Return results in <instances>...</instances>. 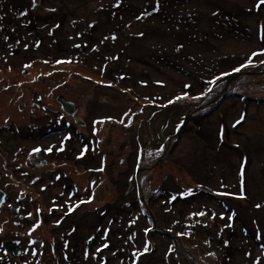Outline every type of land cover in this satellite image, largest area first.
Here are the masks:
<instances>
[{
  "label": "rangeland",
  "instance_id": "1",
  "mask_svg": "<svg viewBox=\"0 0 264 264\" xmlns=\"http://www.w3.org/2000/svg\"><path fill=\"white\" fill-rule=\"evenodd\" d=\"M210 1L213 7L209 3L207 6L206 0H158L157 10V0H120L118 8L114 6L117 0H35V3L20 0L23 9L12 13V19L4 8L0 9V28L8 24L13 35L7 45V34L0 32V123L18 128L25 125L29 129L42 116L30 110L34 107L35 95L46 104L56 105L57 111L64 97L71 100V116L77 110L74 120L83 127L74 126L90 142L82 159L76 154L85 152L75 142L51 157L53 165L44 172L57 169L58 175L75 189H62L58 183L35 197L41 205L35 202L28 215L32 238L22 239L24 254L10 264H133L132 253L143 252L146 238L153 245L158 242L154 255L153 250L145 253L146 264H218L226 247L235 246L238 239L237 244L242 243L239 234L233 238L227 236L237 231L239 222L248 215L247 200L237 198L239 195H247L252 201L253 210L245 225L259 237L245 236L246 251L239 250L238 262L256 264L259 261L260 264L264 260V78L260 77V70L264 68L260 61L264 56L253 57L258 68L249 66L234 72L252 57L249 56L252 51H264V41L260 39L264 6L257 11L258 0ZM36 5L43 8L34 10ZM26 7L32 14L39 15L40 11L41 16L45 12L51 16V25L39 29L43 32V41L29 34L26 21L19 20L21 13L29 14ZM217 9L222 13L215 19L224 22L220 30L212 23ZM232 14L239 21L229 20ZM190 16L196 18L195 25L187 27L191 24L187 23L191 21ZM3 19H7L5 24ZM88 32L94 36L100 32L101 37L108 35L107 39H112L111 34L116 39L98 41L99 47L92 40L95 42L92 48L85 50L83 43L89 40ZM213 33L220 34L218 40L211 38ZM107 42L117 44L118 51L110 56ZM77 45L82 46L80 56L73 50ZM101 51L107 59L120 56L115 74L108 73V66L105 74L89 67L96 64ZM220 55L230 58L225 61L223 75L215 76L210 71L211 65ZM82 58L89 64L78 63ZM58 60L72 63L58 64ZM28 64L31 67L25 68ZM231 72L234 74L228 80L227 96L215 107L209 106L220 91L214 93L215 86L217 90L228 78L224 74ZM217 77L220 79L205 96L208 89L200 91L201 82ZM243 77L246 80L241 81ZM40 78H50L49 83L56 78L58 90L50 91L47 85L39 83ZM186 85L195 89V95L201 98L181 99L175 105L160 107L185 95ZM21 106L25 109L21 110ZM187 116L186 126L173 139ZM241 116L245 117L243 122L234 127ZM191 117L199 118L197 128ZM120 120L124 123L117 122ZM225 131H228L226 137ZM23 141L18 136L10 139L5 136L4 143L15 150L29 149L30 145ZM241 170L247 179L243 192L238 189ZM193 185L198 189L189 188ZM32 187L38 191V187ZM186 187L185 192L190 194L203 193L195 199L181 196L180 200L184 201L169 214L166 207L155 201L157 197L163 200V190L174 196ZM144 189L147 193L152 189L155 195L145 215L142 206L130 204L131 198L137 197L146 209ZM86 192H90L92 202L69 213V205L79 203ZM218 192L229 195L220 196ZM257 204L262 206L257 208ZM27 208L25 205L22 211ZM201 211L207 215L193 216ZM213 213L215 219H212ZM35 218L43 222L40 237ZM128 218L133 222L128 228L144 239L142 248L134 249L129 243L119 245V239H124L113 237L111 224L125 236L127 224L123 226V223ZM174 218L179 224L165 221ZM96 231H100L98 239L92 238ZM163 234L166 237L158 236ZM106 237L111 244L106 243ZM11 239L8 236L5 242ZM173 247L175 251H171Z\"/></svg>",
  "mask_w": 264,
  "mask_h": 264
},
{
  "label": "flooded vegetation",
  "instance_id": "2",
  "mask_svg": "<svg viewBox=\"0 0 264 264\" xmlns=\"http://www.w3.org/2000/svg\"><path fill=\"white\" fill-rule=\"evenodd\" d=\"M42 8L43 5H36L34 10H40ZM38 14L39 15L37 16L43 19L46 18L45 15L47 13L45 12V15L41 16V12L39 11ZM91 29H93V26H91ZM97 35L99 37V32H97ZM86 36L88 37V35ZM83 44L86 45L87 43ZM110 63H112V60H104V63H102L104 68L99 69H105ZM26 75L29 76V78H32L31 74L27 73ZM49 79L50 78H40L39 83L47 85V88L55 93L56 91L53 89L58 90L57 86H59L57 84V80L55 78L53 79V82L49 83ZM3 80L6 81L5 77ZM49 97H52V95H49ZM34 98L35 99L32 101V104L34 103V107L32 105L30 110L35 112L34 114L41 113L42 116L40 117L38 123H36L33 127L31 125L29 129H25V125L21 128H18L14 124H7L5 126L4 124L0 123V193L5 195L3 202L0 204V228L4 229L3 232H0V264H10L12 261L11 253L6 251L4 247L6 243L17 242L18 248L20 250L19 256L24 254L22 239L32 238V222L30 219H28V215L31 211H33L32 207L35 205V202L38 205H41L39 198L35 197H37L38 194L43 191V189L46 188L48 190L49 187L57 185L58 183L62 184V189H75L74 185L72 186V184L66 181V179H64L60 174L58 175L57 169L54 170V172L53 170H51L49 173L44 172L53 165L51 162V157H54L57 154V149H59L61 146H63L64 149H67L74 142L81 145L82 150L83 147L87 149L89 148V139L79 133L77 131V127L74 126V124H76L80 127H83L82 124L80 125L74 120L77 110L74 112L75 116H71L62 109L61 105L60 110L57 111L56 105L52 106V104L44 103L45 101L41 100L40 96L35 95ZM62 98L67 104L73 105L71 100H66L64 97ZM21 107V110L25 109L23 106ZM74 135L75 138L73 139ZM5 136H7L9 139L10 137L14 136L25 139L23 142L29 144L30 148L26 149V147H19L16 150L10 146L8 148L4 143ZM35 138H39L40 140H36ZM30 143H32L33 146ZM49 146L53 147L51 154L46 151ZM36 147L41 148L42 151L40 153L34 154L33 149ZM85 154H87V152L83 154L77 153L76 157L82 159ZM108 160L109 158L106 159V163ZM22 177L25 179H21ZM57 177H59V179H57ZM63 180L64 182H62ZM32 186H35L36 188L38 187V191L35 192ZM90 196V192H86L84 199L87 200L90 198ZM77 197H80V195ZM4 204H6V206ZM25 205L28 208L22 211ZM40 208L41 207L37 209ZM34 210H36V208H34ZM8 212H10L11 215H9ZM34 220L36 224L40 225L38 230L40 237V231L43 222L39 223L38 219L36 218ZM8 236L12 237V239L8 242H5V238Z\"/></svg>",
  "mask_w": 264,
  "mask_h": 264
},
{
  "label": "trees",
  "instance_id": "3",
  "mask_svg": "<svg viewBox=\"0 0 264 264\" xmlns=\"http://www.w3.org/2000/svg\"><path fill=\"white\" fill-rule=\"evenodd\" d=\"M19 3H20V0H1V3H0V9L1 8H4L3 10H4V12L6 11V13H9V14H11L10 15V19H12V13H14V12H17L18 10H21V9H23V7L21 6V5H19ZM208 3H209V6L210 5H212V7H213V4H212V1H208V0H206V5L208 6ZM212 7H209V8H212ZM220 7V6H219ZM27 9L26 10H28L29 11V14L27 13V11L25 12V13H21V18L19 19V20H23V21H26V25H28L27 27H28V31H29V34H31V35H34V36H36L37 35V37L38 38H40V40H42L43 41V39H44V37H43V35H42V33L43 32H40V30L39 29H42L43 27H45V25H47V26H50L51 25V23H50V21H51V16L50 15H45V17L46 18H41V17H39V16H37L36 14H32V10H30V8L29 7H26ZM220 9H221V7H220ZM220 9H217L216 11H215V13H217V15H213L214 17H213V25H214V28H217L218 26V30H220L221 28H223V26H224V22H220V19H215V18H217L218 17V15H220L221 13H222V10H220ZM240 12H238V14H239ZM230 14V13H229ZM234 14H232V15H230V19L229 20H231V19H235V21H239V19H237V18H235V16H233ZM26 17V18H25ZM25 18V19H24ZM190 18H191V21L189 22V20H188V22L187 23H191V24H189V25H186L187 27H191V25H195V24H193V23H195V21H196V18L194 17V16H190ZM9 19V20H10ZM7 21V19H3V22H4V24H5V22ZM97 25H95L94 27H93V29H95V27H96ZM19 27V26H18ZM1 28H3V27H1ZM0 28V32H2V33H6L7 34V45H9L10 43H9V41H10V39L11 38H13V35L10 33V31H9V26H8V24H5V28L4 29H1ZM11 30V29H10ZM15 32V31H14ZM13 32V33H14ZM41 33V35H40V33ZM90 32V31H89ZM88 32V39L89 40H87V41H85L84 43H87L86 45H83V48L85 49V50H87V48L88 49H91L92 48V46H93V43H99L98 41H102V40H105L103 37H101L100 36V32H99V37L98 36H94L93 34L94 33H89ZM16 33V32H15ZM12 35V36H11ZM205 35L206 36H208V33H205ZM220 34L219 33H213V34H211L210 36H211V38L213 39V40H218L219 39V36ZM82 36H83V34H82ZM205 36V37H206ZM49 40H51V38L49 39ZM92 40H94V41H92ZM107 40H110V39H107ZM244 41L246 42L247 40H245L244 39ZM92 42V43H91ZM43 43L41 42V45H42ZM57 44H59V45H61L58 41H57ZM62 46H64V45H62ZM106 47H110V50H108V52H110V53H108L109 54V56H110V54H112V52H116V51H118L117 49H115L116 47H117V44H109V42H107V46ZM12 48V47H11ZM65 48H67V47H65ZM80 48H82V46H80ZM80 48H78L77 46L73 49L74 51H76V55L78 54L79 56H80V54L81 53H79V51H82ZM12 50H14V49H12ZM63 52V54L65 53V54H67V52H68V50L67 51H62ZM75 55V56H76ZM72 56V55H71ZM104 54L102 53V51L100 52V54H99V56L97 57V61H96V64H89V62L87 63L86 62V58H82L81 60H79L78 61V63H85V64H89V67L90 68H92V69H94V70H96V71H98L99 73H104L105 74V72H107V71H105V69H103V70H101L102 68H104L103 67V64L102 63H104ZM101 59V61L100 62H102V63H99L98 62V59ZM230 57H229V55L228 56H226L225 58L223 57V56H219L218 57V61H216L213 65H211V73H212V75H215V76H219V75H223V72H224V70H225V61H227L228 59H229ZM119 60L120 59V56H117L116 58H115V55H113L112 56V65L113 66H111V64H109L108 65V68L110 69L109 70V74H113V73H115V70L117 69V65H118V63H116L117 61L116 60ZM109 63V62H108ZM116 63V64H115ZM213 63V62H212ZM224 63V64H223ZM97 65V66H96ZM94 66H95V68H94ZM99 68H101V69H99ZM261 75H260V77H262V78H264V68L261 70ZM113 76V75H112ZM230 75H228V77H229ZM241 81H243V80H246V78H242V79H240ZM209 80H207V81H204L203 80V82H201L202 83V86L200 85V91H201V89L202 88H204L205 89V87L208 89L209 87H212L213 88V85H209L207 82H208ZM218 81V80H217ZM226 81L227 80H225V81H223L222 82V84H220L221 85V87H220V85L218 86V88H217V90H216V87L217 86H215V88H214V91H216V92H214V93H217L219 90V93L218 94H220L222 91H223V89H224V86H225V83H226ZM185 91H186V94L189 96V97H195L196 95H195V93H196V90L195 89H193L192 87H186L185 88ZM217 94V95H218ZM212 97H214V95H212ZM188 100H192V99H188ZM180 101H182V100H180ZM178 102V101H177ZM262 102V101H261ZM175 105V104H174ZM215 107V106H214ZM243 110H245V109H242V111ZM190 121H192V124L197 128L198 126H199V118H197V119H194V117H191V120ZM190 123V122H189ZM188 123V124H189ZM188 127H189V125H188ZM197 132H198V130H197ZM227 132L228 131H225V136L224 137H226L227 136ZM200 134L201 133H199V136H200ZM225 143L227 144V140H225ZM231 148V150L233 151V147L232 146H230ZM245 170V169H244ZM247 180V179H246ZM245 178H244V183H245ZM238 181H240V185H239V187H238V189H240L241 190V179L240 180H238ZM244 183H243V186H244ZM136 187H137V185H136ZM186 189H187V187L186 188H180V190L177 192V193H175L174 194V196H172L171 195V193L169 192V193H167V192H165V190H163V192H162V194H161V198L163 199L162 201L159 199V197H157L156 199H155V201H156V203L157 204H159V205H161L162 207H166L165 208V210H167L168 209V213L167 214H169L170 213V211H172V209L175 207V206H177V204H181L184 200H180V198H181V196L183 197V199H184V194H185V191H186ZM145 190V193L143 192V198H144V200L146 201L145 203H146V209H145V207L143 206V204L141 203V201H140V199L139 198H131L130 200V204H135L136 205V203H137V206H142V213L145 215L146 214V212H147V209L149 208V209H151V207H152V204L154 203L153 202V199L155 198V195L152 193V189H149V193H147V191H146V189H144ZM135 191H136V189H135ZM137 191H140L139 189H137ZM243 191H244V189H243ZM242 192V191H241ZM169 195H171V196H169ZM136 196H137V193H136ZM138 196H139V194H138ZM173 197H175V199H173ZM245 201L247 200V203H245V205H246V207H247V210H248V215H247V217H246V215H245V217H243V220L241 221V222H239V227H238V229H237V231H233V233H232V235H227V236H229V238H233V237H236V236H238V234H239V237L241 238V241H242V243H241V245H238L237 243L239 242V239L238 240H235V246H228V247H226L225 249H226V251L225 252H223V254H222V257H221V262L220 263H218V264H240L239 262H238V255H237V253L239 252V250L240 251H246V246H245V241H246V238H245V236L248 234L250 237H254V238H256V237H259V234L256 232V234L255 233H253V232H251L250 231V229L245 225V221H246V219L248 218V216L250 215V213L252 212V210H253V208H252V206H253V204H252V201L250 200V197L249 196H247V195H245ZM161 201V203H160V201ZM181 202V203H180ZM116 203V202H115ZM127 208V211H128V207H126ZM125 209V208H124ZM143 210H145V211H143ZM169 217V216H168ZM167 217V218H168ZM103 219V218H102ZM125 221L126 222H124L123 223V226L124 225H126L127 224V231H126V233H125V236H121L119 233H118V230L116 229V228H114L113 226V224H111V231H112V234H113V237H116L117 239L118 238H123L124 239V241H121V239H119V241H118V244L119 245H123L124 243L125 244H130L131 246H133L134 247V249H139V248H142L141 247V245H142V242L144 241V239H142L141 238V236H140V234H137V233H134V231H133V229L132 228H128V224L130 223V224H132L133 222L130 220V218H128L127 220L125 219ZM159 222H163V219H160L159 220ZM169 223H170V221H169ZM68 228V227H67ZM78 231V230H77ZM76 231V232H77ZM249 231V232H248ZM93 236H92V238H97V237H99L100 236V231H96L95 233H93L92 234ZM137 235V237H135ZM160 238H161V235H158ZM150 238H154V237H150ZM98 239V238H97ZM106 239H107V241H106V243H108V244H111V242L109 241V239H108V237H106ZM155 239V238H154ZM252 239V238H251ZM144 244H146L145 246H148L149 248H153V249H150L149 250V252L151 251V250H153V255H154V251L156 250V245H158V242H154V245H153V241L152 240H150V239H145V242L143 243V245ZM110 246V245H109ZM144 246V247H145ZM165 246V245H164ZM115 250H116V248H115ZM142 250V249H141ZM139 253H141V252H139ZM133 254V253H132ZM216 255H217V253H216ZM263 255H264V250H263ZM132 256V255H131ZM145 253L143 254V255H141L140 257H139V259H137V257L136 256H134V261L132 262L133 264H146L147 263V261L146 260H144L145 259ZM14 257H12L11 256V260H13L14 261ZM171 259H172V256H171ZM260 264H264V260L263 261H261L260 262Z\"/></svg>",
  "mask_w": 264,
  "mask_h": 264
},
{
  "label": "snow or ice",
  "instance_id": "4",
  "mask_svg": "<svg viewBox=\"0 0 264 264\" xmlns=\"http://www.w3.org/2000/svg\"><path fill=\"white\" fill-rule=\"evenodd\" d=\"M33 3H35V0H33ZM115 7H120V0H117V3L114 5ZM262 6H264V0H258V2L256 3V5H255V9L257 10V11H259L260 9H261V7ZM157 10H158V0H157ZM51 11H55V9H51ZM250 11H251V9H250ZM213 15H217V13H213ZM138 18H140V17H138ZM0 19H2V17H0ZM140 35L142 36L143 35V33H140ZM113 40H115L116 39V36H112L111 37ZM105 39H107V37H105ZM260 39L262 40V41H264V26H261V28H260ZM77 47H79V45H77ZM256 56H264V51H261V52H254V53H252V57H250L241 67H237V68H235L234 69V72H240L241 70H242V68H247V67H249V66H252V67H257L258 65H256V64H254L253 63V57H256ZM44 63H48V61H44ZM57 63L58 64H71L72 63V61L71 60H58L57 61ZM260 64H264V60H262V61H260ZM31 67V65L30 64H28V65H25V68H30ZM224 75H231V73H225ZM218 79H220V77H217L216 79H214V80H209L207 83L209 84V85H215L216 84V80H218ZM185 87H190V85H186ZM213 89H212V87H209L208 88V90H207V92H205L204 93V95L206 96L209 92H211ZM194 99V100H199L201 97L200 96H195V97H189L187 94H185V95H183V96H177L174 100H169L168 101V104H163V105H160V107H168L170 104H174V103H176L177 101H179V100H181V99ZM244 116H241V118L240 119H238L236 122H235V124L233 125L234 127L236 126V125H239V124H241L242 122H243V120H244ZM118 123H124V121L123 120H120V121H117ZM97 123H103V121H97ZM125 126H127V125H125ZM42 151V149L41 148H39V147H36V148H34L33 149V153L34 154H36V153H40ZM46 151L49 153V154H51L52 153V151H53V147H51V146H49L47 149H46ZM58 151H64V148H63V146H61L59 149H58ZM88 151V149L87 148H85V149H83V152H87ZM100 171H103V169H100ZM240 178H241V191L243 192V183H244V172H243V170H241V172H240ZM57 179H59V177H57ZM217 195H220V196H226V195H229V193H226V192H218L217 193ZM93 196H94V194H93ZM237 198H239V199H245L246 197L244 196V195H239V196H237ZM173 199H175V197H173ZM92 202V199H87V200H84V199H81L80 201H79V203H76L75 205H69V208H68V211H69V213H71V212H75L76 211V209H78V208H80V206L82 205V204H90ZM262 205H260V204H257L256 205V207L257 208H260ZM205 215H207V213H205V212H203V211H201V212H196V213H193V216H200V217H203V216H205ZM233 215H235L234 213H233ZM221 218H223V217H221ZM212 219H215V213H213L212 214ZM206 226V225H205ZM40 227V225L39 224H36L35 225V228H39ZM35 228L33 229V231H35ZM4 231V229H2V228H0V232H3ZM73 231H75V229H73ZM148 231H151V229H148ZM169 231H171V229H169ZM186 233H179V235H185ZM104 247L105 248H107L108 247V245L107 244H105L104 245ZM149 251V247L148 246H145V248H144V250H143V252H141V253H133V255L134 256H136L137 257V259H139V257L141 256V255H143L144 253H146V252H148ZM171 251H175V248L173 247L172 249H171ZM209 255H214L213 253H209ZM86 259H87V255H86V257H85ZM256 264H259V261H256Z\"/></svg>",
  "mask_w": 264,
  "mask_h": 264
},
{
  "label": "water",
  "instance_id": "5",
  "mask_svg": "<svg viewBox=\"0 0 264 264\" xmlns=\"http://www.w3.org/2000/svg\"><path fill=\"white\" fill-rule=\"evenodd\" d=\"M228 85H229V81H227V83L225 85V88H224V91L227 90ZM224 96H225V94L224 95L223 94L222 95L220 94L219 96H217L216 98H214L210 102V105L209 106H211L213 104L215 106V104L219 103L224 98ZM60 102H61V107L63 108V110L67 114H70V115L73 114V112L71 110V105L70 104H67L65 101H61V100H60ZM187 119H188V116L185 118V120L183 122V125L181 127V130L174 137H172L173 139H175V138H177V136H179L180 132L183 130V128L187 124ZM4 197H5V195L0 193V204L3 202ZM4 247H5L6 251L10 252L13 257L16 258V257L19 256L20 250L18 248V243L17 242H9V243H6Z\"/></svg>",
  "mask_w": 264,
  "mask_h": 264
},
{
  "label": "clouds",
  "instance_id": "6",
  "mask_svg": "<svg viewBox=\"0 0 264 264\" xmlns=\"http://www.w3.org/2000/svg\"><path fill=\"white\" fill-rule=\"evenodd\" d=\"M243 74V73H242ZM228 185V184H227ZM229 186V185H228ZM230 188L232 189V187L230 186ZM235 189H237V187L235 188ZM140 191H141V189H139ZM195 202V201H194ZM173 221H175L176 222V219L174 218L173 219ZM173 221H170V223L169 224H171ZM179 222V221H178ZM10 253V252H9ZM12 256V255H11ZM13 257V256H12ZM15 258V257H14Z\"/></svg>",
  "mask_w": 264,
  "mask_h": 264
},
{
  "label": "bare ground",
  "instance_id": "7",
  "mask_svg": "<svg viewBox=\"0 0 264 264\" xmlns=\"http://www.w3.org/2000/svg\"><path fill=\"white\" fill-rule=\"evenodd\" d=\"M177 139V138H176Z\"/></svg>",
  "mask_w": 264,
  "mask_h": 264
}]
</instances>
